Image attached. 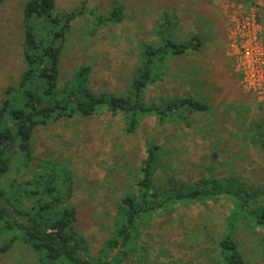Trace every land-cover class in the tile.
I'll list each match as a JSON object with an SVG mask.
<instances>
[{
  "label": "rangeland",
  "instance_id": "1",
  "mask_svg": "<svg viewBox=\"0 0 264 264\" xmlns=\"http://www.w3.org/2000/svg\"><path fill=\"white\" fill-rule=\"evenodd\" d=\"M25 1L0 3V107L7 88L16 84L23 69ZM53 1L56 13H76L61 57L60 86L85 67L93 93L125 96L142 44L158 42L156 23L167 17L176 41L197 38L200 48L168 61L165 69V64L158 65L157 81L145 90V104L191 97L210 108L201 114L184 113L187 120L175 123L160 124L154 116L146 117L134 133L125 131L122 116L109 113L40 126L33 135L31 162L23 166L16 156L1 181L10 202L20 209L31 206L35 197L26 198L24 193L35 189L31 180L37 163L50 160L65 165L72 178L69 202L77 211L75 227L87 246L86 255L96 258L112 234L121 198L132 191V181L140 178L148 142L163 151L165 169L156 178L167 173L193 183L214 173L264 187V151L250 132L253 121L255 132L264 130V66L254 65V70L260 66L258 80H245L237 67L242 45L234 38L235 26L241 27L254 7L251 0ZM113 5L123 8L121 20L99 25L96 18L109 16ZM211 7L224 20L225 37L208 23ZM234 7L240 8L234 10L231 22ZM255 19L264 50V6ZM232 208L233 202L223 198L206 205L183 203L165 209L144 221L135 240L140 250L127 252L121 264H223L220 242L226 236L237 243L245 264H264L263 228L249 214L231 217ZM251 208L264 209V198ZM0 264L53 263L21 240V230L7 229L0 221Z\"/></svg>",
  "mask_w": 264,
  "mask_h": 264
},
{
  "label": "trees",
  "instance_id": "2",
  "mask_svg": "<svg viewBox=\"0 0 264 264\" xmlns=\"http://www.w3.org/2000/svg\"><path fill=\"white\" fill-rule=\"evenodd\" d=\"M122 12L123 8L113 5L109 16L96 19L101 26L115 24L123 17ZM22 14L23 69L16 84L7 88L0 107V185L16 156L23 166L31 162L33 135L40 126L75 116L90 118L109 113L122 116L125 131L134 133L146 117L154 116L160 124L175 123L187 120L184 113L201 114L210 108L207 103L191 97L157 105L154 101L145 104V90L157 81L158 65L165 64V69L168 61L183 58L200 48L197 38L176 41L171 36V20L167 17L156 23L158 42L142 44L130 89L122 96L93 93L88 85L90 71L85 67L59 85L61 57L76 13H56L53 0H26ZM251 125L254 126H250V132L255 133L253 142L264 151V130L255 132V121ZM162 155L163 151L156 143H146L140 178L132 181V191L121 198L112 234L96 258L86 255L87 246L75 227L77 211L69 202L71 174L57 161L45 160L36 164L37 171L31 180L35 189L24 193L26 198L35 197L29 207L18 208L0 187V221L7 229L21 230V240L33 251L43 253L53 264H121L127 252L140 250L135 240L144 221L183 203L206 205L228 198L233 202L231 217L249 214L264 230V209L251 208L254 202L264 198V187L248 186L214 173L193 183L167 173L156 178V173L165 169ZM19 218L23 221L19 222ZM14 241L3 249L9 248ZM220 248L223 264H245L237 243L230 236L221 240ZM115 250L116 253L111 255Z\"/></svg>",
  "mask_w": 264,
  "mask_h": 264
},
{
  "label": "built area",
  "instance_id": "3",
  "mask_svg": "<svg viewBox=\"0 0 264 264\" xmlns=\"http://www.w3.org/2000/svg\"><path fill=\"white\" fill-rule=\"evenodd\" d=\"M251 2L254 7L250 10V12L247 13L248 16L245 18L246 20L242 22V26H235L234 38L236 37L235 39H239L242 45V57L241 60L237 62V67L240 74L245 80H247V77L249 78V80H258L261 76L260 66L257 70H254V65H260L261 63V66H264V61L262 60V56H264V50L262 48L261 40L259 38L260 26L257 24L255 18L257 12L261 9V7L264 6V0H251ZM239 8L240 7H234L233 10H231V22L233 19V14L235 12L234 10H237ZM229 25H231L232 28V24ZM250 86L255 89V87H253L251 83Z\"/></svg>",
  "mask_w": 264,
  "mask_h": 264
},
{
  "label": "crops",
  "instance_id": "4",
  "mask_svg": "<svg viewBox=\"0 0 264 264\" xmlns=\"http://www.w3.org/2000/svg\"><path fill=\"white\" fill-rule=\"evenodd\" d=\"M216 1V0H213ZM211 17L208 18V23L210 24V22L213 24L215 32H217V34H222V36L224 35V20L222 18V16L220 15L219 11L217 10L216 7H211V12H210ZM220 36V35H219ZM225 37V35H224Z\"/></svg>",
  "mask_w": 264,
  "mask_h": 264
}]
</instances>
